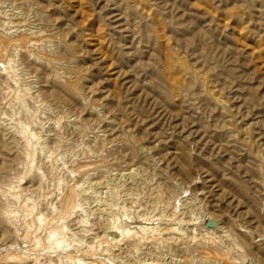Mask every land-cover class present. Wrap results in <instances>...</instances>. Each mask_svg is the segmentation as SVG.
Instances as JSON below:
<instances>
[{"label":"rangeland","instance_id":"obj_1","mask_svg":"<svg viewBox=\"0 0 264 264\" xmlns=\"http://www.w3.org/2000/svg\"><path fill=\"white\" fill-rule=\"evenodd\" d=\"M0 38V264H264V0H0Z\"/></svg>","mask_w":264,"mask_h":264},{"label":"bare ground","instance_id":"obj_2","mask_svg":"<svg viewBox=\"0 0 264 264\" xmlns=\"http://www.w3.org/2000/svg\"><path fill=\"white\" fill-rule=\"evenodd\" d=\"M6 14H7V13H6ZM2 15H3V14H2ZM0 39H1V38H0ZM4 40H5V39H4ZM39 41H40V40H39ZM40 42H41V41H40ZM34 45H35V44H34ZM38 45H39V44H38ZM0 46L3 47L2 45H0ZM31 46H32V45H31ZM24 48H25V47H24ZM2 52H3V51H2ZM0 53H1V52H0ZM0 56H1V55H0ZM6 64H7V63H6ZM6 66H8V65H6ZM14 71H15V70H14ZM7 80H8V79H7ZM5 89H6V88H5ZM12 89L14 90V88H12ZM6 91H7V90H6ZM8 91H9V90H8ZM2 95H4V94H2ZM17 95H18V94H17ZM14 96H15V95H14ZM2 107H3V106H2ZM35 108H36V107H35ZM32 112H33V111H32ZM28 115H29V114H28ZM3 117H4V116H3ZM28 118H29V117H28ZM31 120H32V119H31ZM7 121H8V120H7ZM21 122H22V121H21ZM2 123H3V122H2ZM0 125H1V124H0ZM18 125H19V124H18ZM18 125H16V126H18ZM21 125H22V123H21ZM26 127H27V126H26ZM29 127H30V126H29ZM32 127H33V126H32ZM19 129H20V128H19ZM32 129H33V128H32ZM12 130H13V129H12ZM19 131H20V130H19ZM21 131H22V129H21ZM24 131H25V130H24ZM33 132H34V131H33ZM9 133H10V132H9ZM15 134H16V133H15ZM20 134H21V133H20ZM20 134H19V135H20ZM25 135L27 136V134H25ZM21 136H22V134H21ZM21 136H20V137H21ZM31 136H32V134H31ZM17 137H18V136H17ZM22 137H23V136H22ZM29 137H30V136H29ZM29 137H28V138H29ZM5 138H6V137H5ZM28 138H27V139H28ZM29 140H30V139H29ZM21 141H23V140H21ZM27 141H28V140H27ZM24 142H25V141H24ZM25 143H26V142H25ZM28 143H29V142H28ZM29 144H30V143H29ZM39 146H40V145H39ZM20 147H21V146H20ZM27 147H28V146H27ZM29 149H30V148H29ZM32 152H33V151H32ZM26 153H27V152H26ZM88 155H89V154H88ZM51 156H52V155H51ZM51 156H50V157H51ZM25 158H26V157H25ZM25 158H24V159H25ZM32 160H33V159H32ZM28 161H29V160H28ZM44 161H45V160H44ZM45 162H46V161H45ZM73 190L75 191V189H73ZM154 191H155V190H154ZM67 193H68V192H67ZM70 193H71V194H70ZM70 193H69V194H66V196L63 198L62 202H61V200H60V202H61V206L58 205V206L60 207V210L57 208L58 211H59L58 213H60V216H59L60 218H62V216L64 217V215H66V214L69 212V209H70L69 206L71 205V203H72L71 201H72V198H73V196H72V192H70ZM13 195H14V194H13ZM77 195H78V194H77ZM0 197H1V196H0ZM2 197H3V196H2ZM9 198H10V197H9ZM9 198H8V199H9ZM61 199H62V198H61ZM17 201H18V200H17ZM76 201H77V200H76ZM6 202H7V201H6ZM24 202H25V201H24ZM28 202H29V201H28ZM24 204H25V203H24ZM30 204H31V202H30ZM59 204H60V203H59ZM77 204H78V203H77ZM25 207H26V206H25ZM16 208H17V207H16ZM74 208H75V207H74ZM57 209L55 210L54 213H56ZM77 209H78V208H77ZM4 210H5V209H4ZM73 210H74V209L72 208L71 211L73 212ZM11 211H13V210H11ZM27 211H28V210H27ZM34 211H35V210H34ZM71 211H70V212H71ZM2 213H3V212H2ZM12 213H13V212H12ZM23 213H24V212H23ZM38 213H39V212H38ZM61 213H62V214H61ZM4 214H5V213H4ZM6 214H9V213H6ZM11 215H12V214H11ZM29 215H32V214H29ZM58 215H59V214H57L56 216H58ZM61 215H62V216H61ZM68 215H69V214H68ZM3 216H4V215H3ZM3 216H2V217H3ZM40 216H41V215H40ZM40 216L38 215V216L35 217V218H38L39 221H40V220L42 221V219H43L42 217H43L44 215H43L42 217H40ZM9 217H10V216H9ZM41 218H42V219H41ZM56 218H57V217H56ZM60 218H59V219H60ZM59 219H58V220H59ZM84 219H85V218H84ZM7 220H8V219H7ZM9 220H11V219H9ZM51 220H52V219H51ZM61 220H62V219H61ZM63 220H65V218H64ZM63 220H62V221H63ZM150 220H151V219H150ZM24 221H25V220H24ZM75 221H76V220H75ZM81 221H82V220H81ZM113 221H114V220H113ZM115 221H116V219H115ZM51 222H53V221H51ZM51 222H50V224H51ZM83 222H84V221H83ZM8 223H9V221H8ZM26 223H27V222H26ZM48 223H49V222H48ZM61 223H62V222H61ZM43 224H44V223H43ZM50 224H49V225H50ZM176 224H177V222H176ZM44 225H45V224H44ZM51 225H52V224H51ZM162 225H163V224H162ZM167 225H168V224H167ZM167 225H166V226H167ZM171 225H172V224H171ZM25 226H26V225H25ZM27 226H28V225H27ZM108 226H109V225H108ZM173 226H174V225H173ZM48 227H50V226H48ZM64 227H65V226H64ZM175 227H176V226H175ZM24 228H25V227H24ZM26 228H27V227H26ZM58 228H59V227H58ZM161 228H162V227H161ZM50 229H51V228H49V230H50ZM56 229H57V228H56ZM56 229L53 230V227H52V230H51V231L48 230V234H47V232H46V234H47L46 236H47V240H48V241H49V240H52V239H51L52 237H53V239L55 238V236H56V234H57V232H58V231H55ZM73 229H74V228H73ZM82 229H83V228H82ZM151 229H152V228H151ZM168 229H169L171 232H172V231L174 232V230H175V229H173V228H171V227H168ZM58 230H59V229H58ZM62 230H63V229H62ZM80 230H81V229H80ZM149 230H150V229H149ZM169 230H167V228H166V231H169ZM44 231H46V230H44ZM126 231H127V230H126ZM170 231H169V232H170ZM25 232H27V231H25ZM151 232H152V231H151ZM158 232H159V231H158ZM127 233H128V232H127ZM130 233H131V232H130ZM208 233H209V232H208ZM59 234H60V232H59ZM62 234H63V232L61 233V235H62ZM28 235H29V234H28ZM57 235H58V234H57ZM169 235H170V234H169ZM33 236H34V235H33ZM194 236H195V235H194ZM207 236H208V235H207ZM36 237H37V236H36ZM144 237H145V235H144ZM152 237H154V236H152ZM58 238H59V236H58ZM60 238H61V237H60ZM158 238H159V237H158ZM194 238H195V237H194ZM194 238H193V239H194ZM37 239H38V238H37ZM199 239H200V238H199ZM210 239H211V238H210ZM195 240H196V239H195ZM139 241H140V240H139ZM59 242L61 243V241H59ZM202 242H203V241H202ZM33 243H34V242H33ZM33 243H32V244H33ZM198 243H199V242H198ZM212 243H213V242H212ZM56 244H58V243H56ZM56 244H55V245H56ZM61 244H62V243H61ZM61 244H60V245H61ZM140 244H141V243H140ZM30 245H31V244H30ZM38 245H39V244H38ZM38 245H37V247H38V250H39V247H41L42 245H40V246H38ZM49 245L51 246L52 244H49ZM58 245H59V244H58ZM60 245H59L58 247L56 246L55 248H56V249H57V248H60ZM62 245H63V244H62ZM105 245H106V244H105ZM201 245H202V244H201ZM204 245H205V244H204ZM31 246H32V245H31ZM34 246H36V245L34 244ZM50 246H49V247H46L45 245H43L42 247H43V249H48V248H50ZM32 247H33V246H32ZM37 247H36V248H37ZM42 247H41V248H42ZM207 247H208V246H207ZM61 248H62V247H61ZM80 248H81V247H80ZM43 249H42V251H43ZM50 249H51V248H50ZM50 249H48V252H49ZM52 249H53V246H52ZM56 249H55V250H56ZM78 249H79V248H78ZM88 249H89V248H88ZM221 249H222V248H221ZM32 250H35V249L32 248ZM32 250H31V252H32ZM62 250H63V249H61V252H62ZM76 250H77V249H76ZM79 250H80V249H79ZM79 250H77L76 252H78ZM92 250H93V249H92ZM63 251H64V250H63ZM65 251H67V250H65ZM65 251L63 252V254H66ZM81 251H82V250H81ZM228 251H229V250H228ZM31 252H29V253H31ZM36 252H38V251L35 250V253H36ZM72 252H73V251H71V252L69 253V255H70ZM74 252H75V251H74ZM87 252H88V251H87ZM87 252H86V253H87ZM96 252H97V251H96ZM99 252H100V251H99ZM104 252H105V251H103V253H104ZM29 253H28V254H29ZM39 253H41V251H39V252L37 253V255H38ZM42 253H44V252H42ZM46 253H47V252H46ZM49 253H50V252H49ZM57 253H58V252H57ZM86 253H85V254H86ZM103 253L101 252V255H103ZM51 254H52V252H51ZM59 254H60V253H59ZM72 254H73V253H72ZM88 254H90V253H88ZM94 254H95V253H94ZM96 254H97V253H96ZM99 254H100V253H99ZM99 254H98V255H99ZM56 255H57V254H56ZM56 255H55V256H56ZM69 255L66 256L67 259L65 258L67 262L70 261V260H72L71 256H69ZM73 255H76V254L74 253ZM80 255H81V254H80ZM224 255H225V253H224ZM35 256H36V254H34V256H32V259H33ZM43 256H44V254H43ZM48 256H49V255H48ZM50 256H52V255H50ZM61 256H62V255H61ZM64 256H65V255H64ZM76 256H77V255H76ZM39 257H40V256H39ZM46 257H47V256H46ZM59 257H60V256H59ZM59 257L57 256L56 259H57V258L59 259ZM72 257H73V256H72ZM91 257H92V256H91ZM96 257H97V255L95 256V260H96ZM99 257H100V256H99ZM99 257H98V258H99ZM101 257H102V256H101ZM218 257H219V255H218ZM25 258H26V257H25ZM28 258H29V257H28ZM30 258H31V257H30ZM93 258H94V256H93ZM63 259H64V258H63ZM99 259H100V258H99ZM206 259H207V258H206ZM24 260H25V259H24ZM27 260H29V259H27ZM60 260H61V259H60ZM90 260H91V259H90ZM122 260H123V259H122ZM33 261H34V260H33ZM37 261H38V260H37ZM47 261H48V260H47ZM58 261H59V260H58ZM92 261H93V260H92ZM215 261H216V260H215ZM35 262H36V261H35ZM77 262H79V261H76V263H77ZM97 262H99V261H97ZM211 262H212V261H211ZM216 262H217V261H216ZM221 262H222V261H221ZM33 263H34V262H33ZM80 263H83V262H80ZM218 263H219V261H218ZM223 263H224V262H223ZM233 263H234V262H233ZM233 263H232V264H233ZM85 264H86V263H85ZM87 264H88V263H87ZM91 264H92V262H91ZM193 264H194V263H193ZM215 264H216V263H215Z\"/></svg>","mask_w":264,"mask_h":264}]
</instances>
